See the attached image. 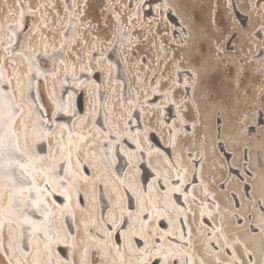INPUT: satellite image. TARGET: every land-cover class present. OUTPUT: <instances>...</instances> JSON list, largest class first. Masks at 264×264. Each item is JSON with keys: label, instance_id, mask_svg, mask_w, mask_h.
Here are the masks:
<instances>
[{"label": "snow or ice", "instance_id": "snow-or-ice-1", "mask_svg": "<svg viewBox=\"0 0 264 264\" xmlns=\"http://www.w3.org/2000/svg\"><path fill=\"white\" fill-rule=\"evenodd\" d=\"M0 264H264V0H0Z\"/></svg>", "mask_w": 264, "mask_h": 264}, {"label": "rangeland", "instance_id": "rangeland-1", "mask_svg": "<svg viewBox=\"0 0 264 264\" xmlns=\"http://www.w3.org/2000/svg\"><path fill=\"white\" fill-rule=\"evenodd\" d=\"M50 85H51V84H49V87H50ZM41 86H42V90L44 91V96H45L44 103L47 104V103H48V92H49V90H51V89L48 88L49 90H48V89L46 90V89L43 88V85H41ZM50 88H51V87H50ZM57 93L59 94V86H58V85H57ZM83 103H84V101H83ZM100 119H101V120H100L101 123H100V125H98V126L103 125V118L101 117ZM69 123H71V122L69 121ZM66 133H67V132H66ZM236 171H238V170H237V169H236V170H235V169L233 170L234 173H235Z\"/></svg>", "mask_w": 264, "mask_h": 264}, {"label": "bare ground", "instance_id": "bare-ground-1", "mask_svg": "<svg viewBox=\"0 0 264 264\" xmlns=\"http://www.w3.org/2000/svg\"><path fill=\"white\" fill-rule=\"evenodd\" d=\"M50 87H51V85H50ZM49 87V89H51ZM48 89V90H49ZM50 91V90H49ZM41 92H42V95H43V100L45 99V96H44V91L42 90V86H41ZM26 118V117H25ZM101 120V119H100ZM61 122H68L69 123V121H61ZM101 123V122H100ZM57 135H59V130H57ZM65 135H67V133H66V131H65ZM157 142H158V139H157ZM21 143L23 144V140H21ZM43 148H44V151L46 152L47 151V144L45 143L44 145H43ZM236 170V169H235ZM238 170V169H237Z\"/></svg>", "mask_w": 264, "mask_h": 264}, {"label": "water", "instance_id": "water-1", "mask_svg": "<svg viewBox=\"0 0 264 264\" xmlns=\"http://www.w3.org/2000/svg\"><path fill=\"white\" fill-rule=\"evenodd\" d=\"M79 100H80L81 105H83V97H79ZM43 102H44V100H43Z\"/></svg>", "mask_w": 264, "mask_h": 264}]
</instances>
